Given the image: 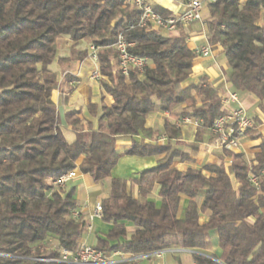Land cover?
Returning <instances> with one entry per match:
<instances>
[{
	"label": "trees",
	"instance_id": "obj_1",
	"mask_svg": "<svg viewBox=\"0 0 264 264\" xmlns=\"http://www.w3.org/2000/svg\"><path fill=\"white\" fill-rule=\"evenodd\" d=\"M204 6L206 39L227 62V83L254 96L264 114V0H214ZM138 20L139 11L127 0H0V264H56L35 258L56 259L57 249L78 246L86 224L72 217L74 189L53 184L75 169L94 181L110 178L99 217L112 227L95 249L136 256L180 247L198 252L192 254L194 264H264V139L250 163L235 154L226 167L174 168V161L188 159L173 146L182 138L181 129L169 120L161 131L145 126L155 101L170 114L183 105L182 116L201 121L195 149L222 113L221 103L205 76L182 87L197 58L185 34L164 36L138 27ZM119 34L133 43L131 54L148 61L142 73L125 77L112 66L111 46ZM63 37L99 47L100 88L113 100L109 106L89 102L83 114L66 111L71 142L52 100L55 90L68 94L76 85L74 77L59 78L50 69L53 62H68L57 57ZM138 136L155 143L137 141ZM161 136L165 143L158 145ZM118 138L132 140L122 154L115 148ZM160 155L154 167L129 182L111 178L122 156ZM130 185L138 188L139 198ZM155 185L159 203L148 200ZM181 196L188 200L179 217ZM209 231L217 233L219 257L201 253ZM53 241L56 248L48 245Z\"/></svg>",
	"mask_w": 264,
	"mask_h": 264
},
{
	"label": "crops",
	"instance_id": "obj_2",
	"mask_svg": "<svg viewBox=\"0 0 264 264\" xmlns=\"http://www.w3.org/2000/svg\"><path fill=\"white\" fill-rule=\"evenodd\" d=\"M152 6L159 7L161 9L167 10L171 14L177 13L181 10V6L176 0H149ZM204 8L202 9V17ZM197 24L201 28L205 29V21L202 23H193L187 27H179L175 32L166 34V36H177L179 34L186 35V43L192 50L195 47L204 45L207 42L205 30L201 32H194L193 29L197 27ZM164 33V32H163ZM65 47L63 50L66 52L61 53L58 46V58L66 59L68 62H63V64H57L58 71L55 72L60 78L65 74L76 79V85L73 90L68 94H65L66 89L55 90L52 94V100L56 105L58 112L59 123L63 134L65 131L71 132L69 126L65 122V112L69 110L79 111L81 114L84 113L85 106L91 103H99L103 101L106 105L112 103L111 96L104 93L100 84L94 82L89 78L91 71L93 70V65L91 62L86 60V57L80 58L82 52L87 51L90 41L85 39L81 42L75 43L71 41L68 37H63ZM224 60V63L221 60ZM112 66L116 68L114 63V56L109 57ZM227 62L223 55H217L212 50V55L207 58L197 57L191 77L186 81L182 87H186L191 84H197L199 78L202 76L206 77L207 83L211 88V91L221 100L228 92H235L232 90L230 85L227 83V76L229 73V67L227 70ZM70 86V85H69ZM66 88V87H65ZM240 92V91H239ZM238 95V100L240 105L246 110L251 109L253 106H257V99L245 92H241L242 95ZM155 110L148 115L145 121V126L151 128L154 131H161L163 124L166 120L174 123L176 119L182 118V112L184 109L183 105L178 106L174 109L173 114L164 112L159 108V104L155 101ZM259 115L250 117L253 121V128L249 133L241 140L240 146L236 150L229 149H219L211 146V135L209 131H205L202 138V143L196 146L194 145V137L198 127L192 125H187L180 127L182 138L179 142L175 143L173 146L176 150L182 151L188 155V159L185 161L176 160L173 163V167L182 171L187 168H201L204 165H224L226 167L230 164L233 156L235 154L243 155V159L250 163L252 162L254 155L258 152V145L261 139H264V114L258 109ZM248 115V114H247ZM254 118L257 122H254ZM72 133V132H71ZM73 134V133H72ZM260 135V138H256V135ZM74 139V135H73ZM145 143H155V141L144 139L141 136L135 138V140H142ZM132 140L127 138H118L115 143L116 151L122 154L125 150L129 148ZM165 143V138L161 136L157 140L158 145ZM162 155L155 157H137V156H122L119 158L117 164L111 171V178L124 179L127 182L132 180L137 176V174L143 170L152 168L156 165L158 159ZM75 177L69 180L67 189H74V199L76 201L75 212L78 213L79 218L86 224V228L82 237L79 239V245L94 246L97 239H104L105 235L111 229V225L105 224L100 220V217L96 215L95 209L97 205H100L101 200L105 199L109 195L110 191V178L94 181L89 174H82L78 169L74 170ZM158 187L155 185L148 195V200L159 203V198L157 196ZM130 191L135 198H139L138 188L136 186L130 185ZM196 198V194L192 199ZM185 196H181L179 217L182 216L184 207L187 202ZM207 219V214H202L200 216V223L205 222ZM132 229L130 228V233ZM129 235V234H128ZM91 241L89 242V240ZM52 244L54 243L51 242ZM217 233L216 231H209L206 236V246L201 253L205 255H213L219 257L220 249L217 245ZM174 246H177L174 245ZM180 248V247H179ZM198 253L197 251H193ZM145 264H194L192 254L189 253H170L162 252L161 255L152 256L149 259H144ZM138 263L141 264L138 260Z\"/></svg>",
	"mask_w": 264,
	"mask_h": 264
},
{
	"label": "built area",
	"instance_id": "obj_3",
	"mask_svg": "<svg viewBox=\"0 0 264 264\" xmlns=\"http://www.w3.org/2000/svg\"><path fill=\"white\" fill-rule=\"evenodd\" d=\"M131 6L139 11V20L137 26L147 30H157L164 33H172L179 27H187L193 23H202V9L205 2H213L214 0H176L181 6V10L168 17H163L153 10V6L149 0H127ZM133 43L126 40L123 34H119L114 44L111 46L115 52L114 63L116 70L123 76L127 77L130 72L136 71L142 73L149 63L146 59L135 56L130 53ZM99 47L89 45L87 48L86 60L91 62L93 70L89 78L94 82L100 83L102 79L98 64ZM197 57L207 58L212 55V50L208 42L204 45L193 49ZM222 113L212 122L208 131L211 135V146L219 149L236 150L239 148L241 140L247 135V132L253 128V121L247 115L246 110L240 105L236 92H228L220 100ZM201 121L196 118L183 117L176 119L174 125L183 127L192 125L199 127ZM75 177V172L70 171L62 175L53 184L59 188H65L66 183ZM250 182L257 186L258 180L252 174H249ZM96 215L99 216L100 205L95 209ZM72 217L79 218L78 213H72ZM52 248L56 246L52 243L48 244ZM58 257L56 259L35 258V260L56 264H116L121 262H130L149 259L152 256H160L162 252L170 253H189L192 250L183 248H169L153 253L130 255L120 251L104 253L95 249L93 246L79 245L74 250L59 248Z\"/></svg>",
	"mask_w": 264,
	"mask_h": 264
},
{
	"label": "rangeland",
	"instance_id": "obj_4",
	"mask_svg": "<svg viewBox=\"0 0 264 264\" xmlns=\"http://www.w3.org/2000/svg\"><path fill=\"white\" fill-rule=\"evenodd\" d=\"M203 8H204L203 14H204V12H205V14H204V19H203V20H204V21H207V20H209V17H208V14H207V11H206L205 6H204ZM260 24L264 26V18H261V20H260ZM201 30H205V29H204V28H201V26H199V24H197V27H195V28L193 29L194 32H201ZM161 34H163L164 36H166L167 33H163V32H161ZM172 35H175V32L172 33ZM64 43H65V42H64V39H59V40H58L59 51H60L61 53L66 52L65 50H63V49L65 48V47H63ZM65 49H66V48H65ZM221 62L224 63L223 58H222ZM50 69H51L52 71H54V72H57V71H58V68H57V64H56V62H53V63L51 64ZM115 70H116V68H115ZM227 70H228V66H227ZM235 92H236V91H235ZM236 94H237V93H236ZM238 94H239V95H242V93L239 92V91H238ZM247 114H248L249 117L258 116V115H259V111H258L257 106H253L251 109H249ZM64 133H65L64 136H65L66 140H67L68 142H71V141L73 140V134H72L71 132H69V131H65ZM66 185H67V187H68V183H66ZM90 241H91V239L89 240V242H90ZM139 262H140L141 264H145V263H146L144 260H139ZM172 264H175V263H172Z\"/></svg>",
	"mask_w": 264,
	"mask_h": 264
},
{
	"label": "water",
	"instance_id": "obj_5",
	"mask_svg": "<svg viewBox=\"0 0 264 264\" xmlns=\"http://www.w3.org/2000/svg\"><path fill=\"white\" fill-rule=\"evenodd\" d=\"M216 261H218V260L216 259Z\"/></svg>",
	"mask_w": 264,
	"mask_h": 264
}]
</instances>
